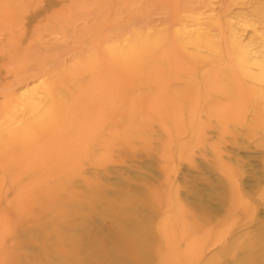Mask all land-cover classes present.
Listing matches in <instances>:
<instances>
[{
  "label": "rangeland",
  "instance_id": "obj_1",
  "mask_svg": "<svg viewBox=\"0 0 264 264\" xmlns=\"http://www.w3.org/2000/svg\"><path fill=\"white\" fill-rule=\"evenodd\" d=\"M107 2L105 6L102 3L101 6L95 5V8L87 10L88 16L85 19L69 23V20L64 18L61 25H69L67 35L60 30L46 29L44 20L46 16L53 14V11L64 6L73 10L74 6H70V3L59 0L2 2L4 8L0 10V206L4 203L6 189L10 194L12 190L24 187V184L37 173V170L28 169L13 176L9 170L11 160L9 154L12 151L9 146L5 147V143L12 138L9 133L22 125L24 116L20 114V110L26 96L29 95L28 97L34 101H43L46 86L53 85L51 81L59 79L56 74L48 77L41 74L37 62L32 57L24 58L25 49L65 46L63 52L56 53L54 47L50 48L53 57L59 58L58 67L48 63L50 68L48 70L54 68L58 72L62 70V75L66 79H72V70L80 68V82L86 84L90 80L89 77L95 74V69L103 64V60L97 56L93 61H89L87 54L93 50L92 44L96 43L98 54L100 47L112 51L113 49L131 51L138 41L140 43L143 41L141 50L144 47H147V50H143L138 60L132 62L129 68L117 72L115 78L140 80L139 72H147L151 83L128 85L126 92L134 97H146L151 93L154 107L160 113L151 117L150 124L157 132L166 126L170 127L168 153L164 157L148 154L146 147L129 148L116 145L112 139L100 147L93 146L90 144L91 141L111 134L115 122L121 119L109 114L100 127L92 130V139L85 142V156L79 159L78 169L67 181L77 180L80 171L88 173L89 159L98 160V163L108 160L128 162L124 167L108 165L106 173H99L102 181H113L118 173L126 175L129 179L136 176L152 179L155 177L152 166L157 164L158 168L168 174V180L155 189H159L160 192L167 191L169 194V197L162 199L158 211L164 213L166 207H171L173 212L170 218L174 219L177 216L176 211L181 208L179 198L219 210L216 201L212 199V192L202 181V177H206L211 182H217L218 177L208 170L210 164L208 159L216 154L228 164L231 177L237 181L240 196L255 208L257 217L262 218L264 199H260L258 193L264 184V170L261 164L264 149L257 144L264 139V84L260 79V75L264 74V0ZM76 11L79 14L84 12ZM96 23L102 24L99 26L95 25ZM99 52L102 53L101 50ZM237 53L243 54L242 63H238ZM84 61H87L84 63L85 67ZM245 72L258 78L250 81L245 77ZM95 83L97 81L91 82L90 86ZM3 96L16 99L13 108L8 109ZM115 107L118 112L127 110L128 115L135 118L137 123L142 121L141 116L147 113L144 105L122 98L116 101ZM173 107L176 108V112ZM190 126L202 130L199 129L198 132L200 137L196 139L192 137L193 140L188 147L181 148L182 143L190 136L188 133ZM27 133L35 137L34 146L28 148L19 145L13 151L14 157L20 158V161L35 151L40 152V144L43 145V135L38 134V131L30 130ZM188 148H191L193 153V167L186 160ZM201 150H205V159L199 155L198 151ZM60 160L58 161L61 162ZM80 184L76 181L74 185ZM26 191L33 201L41 202L37 198L39 192L37 188L32 187ZM61 193L58 186H54L51 191L52 195ZM18 223V220L7 222L6 229L3 231L0 229V241L8 244L16 235ZM94 226L98 234H101L102 226L100 224ZM217 231L218 229L212 231L204 245L205 248L212 246ZM173 234L174 238L176 237L174 240L178 241L176 228L173 229ZM240 234L237 226L225 234L222 243L231 235ZM178 249H182V245L179 244ZM222 249L223 247L214 246L206 251V255L213 252L222 254ZM222 256L221 260H224ZM260 264H264V261Z\"/></svg>",
  "mask_w": 264,
  "mask_h": 264
},
{
  "label": "bare ground",
  "instance_id": "obj_2",
  "mask_svg": "<svg viewBox=\"0 0 264 264\" xmlns=\"http://www.w3.org/2000/svg\"><path fill=\"white\" fill-rule=\"evenodd\" d=\"M3 1L0 0V10L4 8ZM59 1L70 3V6H74L73 10L64 6L46 16L44 22L46 29L60 30L65 35L69 33V25H61L64 18L69 23L85 19L91 7L108 3V0ZM76 10L84 12L79 14ZM142 42L138 41L131 51L97 47L102 51H98V54L96 43L92 44L93 50L87 54L89 61L97 56L103 60V64L95 69L87 85L80 82V68L71 69L72 79H66L62 70H48V63L58 67L59 58L53 57L50 48L54 47L56 53L63 52L65 46L25 49L24 58L32 57L41 74L47 77L56 74L59 79L51 81L53 85L46 86L43 101H34L29 95L26 96L27 100L20 110L24 116L22 125L9 133L12 138L5 143V147L9 146L12 151L9 154V170L13 176L28 169L37 170V173L24 187L14 189L10 194L6 189L4 203L0 206V229H6L10 221L18 220L19 223L16 235L8 244L0 241V264H260L264 261V216L258 218L255 208L240 196L237 181L231 177L228 164L215 153L208 159V170L215 173L217 182H211L206 177H202V181L212 192V199L219 210L179 198L181 208L176 211L174 219L170 218L173 212L171 207H166L164 213L158 211L162 199L169 197V194L155 189L168 180V174L157 164L152 166L155 176L152 179L139 176L129 179L118 173L113 181H102L99 173H106L108 165L124 167L128 162L108 160L98 163V160L89 159V172L80 171L77 180L67 181L78 169L79 159L85 156V142L92 139V130L100 127L109 114L121 119L115 122L111 134L91 141L93 146L100 147L112 139L116 145L146 147L148 154L164 157L168 153L170 127L157 132L150 124L151 117L160 113L154 107L151 93L146 97H134L126 92L128 85L151 83L147 72H139L140 80L115 78L117 72L129 68L132 62L138 60L140 53L147 50V47L141 50ZM241 54L236 55L238 63L243 62ZM84 63L87 61L83 62L85 67ZM245 77L250 81L258 78L247 72ZM260 79L264 84V74L260 75ZM93 81L97 83L90 86ZM119 98L144 105L147 113L141 116L143 120L138 122L140 124L128 115L127 110H116L115 104ZM4 99L8 109L13 108L16 99L10 96ZM175 109L173 107L174 112ZM192 126L188 130L190 136L181 148L188 147L192 137H200V128ZM30 130L43 135V145L40 144V152L35 151L20 161V158L14 157L13 151L19 145L28 148L34 146L35 137L27 133ZM257 145L264 149V139ZM190 149L186 160L193 167ZM204 151H198L203 159L206 158ZM261 164L264 170V152ZM76 181L81 184L75 186ZM54 186H58L62 193L52 195ZM32 187L38 189L37 198L41 202L30 198L26 190ZM258 196L264 199V184ZM95 224L102 226L101 234L95 230ZM237 226L241 234L231 235L222 243L225 234ZM174 228L178 230V241L174 240ZM217 229L212 246L205 248L212 231ZM179 244L182 245L180 250ZM214 246L223 247L222 254L213 252L206 255V251ZM221 255L224 260H221Z\"/></svg>",
  "mask_w": 264,
  "mask_h": 264
}]
</instances>
